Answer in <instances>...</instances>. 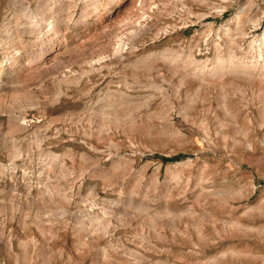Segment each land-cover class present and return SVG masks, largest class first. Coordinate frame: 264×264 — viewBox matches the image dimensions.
<instances>
[{
  "label": "rangeland",
  "instance_id": "obj_1",
  "mask_svg": "<svg viewBox=\"0 0 264 264\" xmlns=\"http://www.w3.org/2000/svg\"><path fill=\"white\" fill-rule=\"evenodd\" d=\"M61 1L0 0V264H264V0Z\"/></svg>",
  "mask_w": 264,
  "mask_h": 264
},
{
  "label": "bare ground",
  "instance_id": "obj_2",
  "mask_svg": "<svg viewBox=\"0 0 264 264\" xmlns=\"http://www.w3.org/2000/svg\"><path fill=\"white\" fill-rule=\"evenodd\" d=\"M10 1H11L10 5H9L11 7L10 9L12 11L16 10L17 15L20 17L17 19V21H19L21 19V17H22V19L24 18V19L28 20L29 26H31V28H33L34 30L44 29V28L47 29V28H49L48 26H50L51 28L55 27V25L53 24L54 22L53 21L50 22V20L55 15V14L53 15V13L56 9L55 7L52 6V3L55 4V2H57V0H41L40 3L35 7L34 11H32L31 7L26 6L20 0H10ZM57 3H59V6L61 5L59 8H62V10L66 7V5L64 3H62L61 0ZM19 6H20V8H19ZM35 14L38 15L39 18L38 19L36 18V20H33V17L35 16ZM3 28H4V24H3ZM4 29H6V28H4ZM4 29H2V30H4ZM4 31H5V33H4L5 38L2 40L1 45L7 44L8 46H10V45H12V43H14V39H12L14 32H11L12 30L11 31L10 30H4ZM260 51H258V52L261 53ZM21 52H22L21 50H16V48L13 49L11 52V55L10 56L8 55L9 58L7 60L1 62L2 65L0 66V68L3 69L7 65L9 67V66H13L14 64H16L18 62V60L20 59L19 57L21 56ZM4 64H5V66H4ZM254 64H256V63H254ZM187 66H188L187 68L194 66L193 59L189 60V63ZM257 68L258 67H256V66L245 65L243 63H235L233 60H230L228 63L226 62V64H221V63L217 64V66L215 68H213L210 73H208L205 70H202L200 72L196 70V71H191L190 74L193 76H200L201 78H205V76L217 77V76H225L227 73L229 74L231 72L236 73V72H240V71L241 72L247 71V74L253 76L256 73L255 71L257 70ZM0 71H2V70H0ZM2 73H4V72H2ZM0 77H1V73H0Z\"/></svg>",
  "mask_w": 264,
  "mask_h": 264
}]
</instances>
